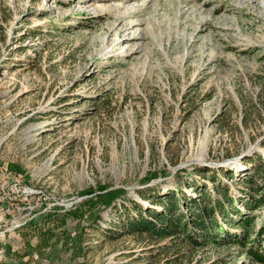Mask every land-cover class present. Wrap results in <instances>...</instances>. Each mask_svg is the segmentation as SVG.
Returning a JSON list of instances; mask_svg holds the SVG:
<instances>
[{
	"label": "rangeland",
	"instance_id": "obj_1",
	"mask_svg": "<svg viewBox=\"0 0 264 264\" xmlns=\"http://www.w3.org/2000/svg\"><path fill=\"white\" fill-rule=\"evenodd\" d=\"M262 160L264 0H0V264H252L123 225L160 210L142 195L212 194L206 170L261 183ZM6 167L39 192L26 227ZM99 185L126 195L94 223Z\"/></svg>",
	"mask_w": 264,
	"mask_h": 264
},
{
	"label": "trees",
	"instance_id": "obj_2",
	"mask_svg": "<svg viewBox=\"0 0 264 264\" xmlns=\"http://www.w3.org/2000/svg\"><path fill=\"white\" fill-rule=\"evenodd\" d=\"M199 175L213 183L212 194L208 186L202 184L203 189H196L195 198L184 193L179 197L173 193L158 198L142 195L152 205L159 206L160 210L135 204L133 208L137 216H128L124 220V231L160 241H180V248H199L210 244L238 246L242 255H247L252 264H264V217L257 225V217L253 214L264 208V160L255 168V177H259L261 183L249 175L240 181L245 188H238L239 193L218 179V171L206 170ZM222 178L238 181L233 174L222 173ZM84 195L90 196L83 206H88L91 213L99 206L93 216L96 223L101 219L102 209L113 207L126 192L99 185L95 190H87ZM83 206H76L67 215L81 219ZM51 217V214L46 215L47 220ZM44 235L48 236L44 239L45 243L52 240V228Z\"/></svg>",
	"mask_w": 264,
	"mask_h": 264
},
{
	"label": "built area",
	"instance_id": "obj_3",
	"mask_svg": "<svg viewBox=\"0 0 264 264\" xmlns=\"http://www.w3.org/2000/svg\"><path fill=\"white\" fill-rule=\"evenodd\" d=\"M6 177H9L10 179V185H12L11 187V191L16 192V193H20V195L22 196V201H23V206H22V211H20L21 216L17 217L15 220H13L11 223H17L18 224V228H22V227H26V225L28 224L29 220L33 219L35 220V217L37 215L36 213V208L34 206H31L29 203V200L38 195L39 192L38 191H26V187H19V183L17 182V177L13 176L11 174V172H9L8 168L6 167ZM28 210V213L32 214L31 218L25 219L26 215L28 213H25V211ZM0 254L2 255L3 252L2 250H0Z\"/></svg>",
	"mask_w": 264,
	"mask_h": 264
},
{
	"label": "bare ground",
	"instance_id": "obj_4",
	"mask_svg": "<svg viewBox=\"0 0 264 264\" xmlns=\"http://www.w3.org/2000/svg\"><path fill=\"white\" fill-rule=\"evenodd\" d=\"M26 191H27V189H26Z\"/></svg>",
	"mask_w": 264,
	"mask_h": 264
}]
</instances>
